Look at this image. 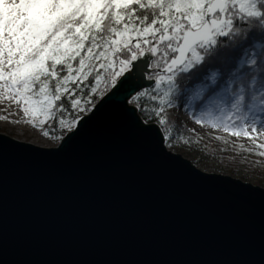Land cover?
Returning a JSON list of instances; mask_svg holds the SVG:
<instances>
[{
    "label": "snow or ice",
    "instance_id": "1",
    "mask_svg": "<svg viewBox=\"0 0 264 264\" xmlns=\"http://www.w3.org/2000/svg\"><path fill=\"white\" fill-rule=\"evenodd\" d=\"M113 103L169 147L200 143L179 107L264 159V0H0V121L65 142Z\"/></svg>",
    "mask_w": 264,
    "mask_h": 264
},
{
    "label": "water",
    "instance_id": "2",
    "mask_svg": "<svg viewBox=\"0 0 264 264\" xmlns=\"http://www.w3.org/2000/svg\"><path fill=\"white\" fill-rule=\"evenodd\" d=\"M142 120L105 105L54 147L0 132V264H264V187Z\"/></svg>",
    "mask_w": 264,
    "mask_h": 264
},
{
    "label": "rangeland",
    "instance_id": "3",
    "mask_svg": "<svg viewBox=\"0 0 264 264\" xmlns=\"http://www.w3.org/2000/svg\"><path fill=\"white\" fill-rule=\"evenodd\" d=\"M5 107V105H0V108ZM10 111L15 112V107L9 109ZM178 116L180 117L181 121L188 127L194 128L195 131L193 132L199 138H203L206 140L205 146L209 144H216L218 145L219 140L215 139L217 135H225L228 139V143L220 144L219 147L221 151L227 153L228 155L234 156L237 159L245 158L247 159L248 163L244 165H234V164H227L221 160V158L217 156H212L206 152H203L199 145H184L180 142H173V145L169 147L166 143V147L174 153H180L183 157L189 159L194 165H196L201 170H204L209 173H221L230 175L235 178H239L245 182H251L254 185H259L264 187V159L258 157L255 154H248V153H237L239 151L236 150V145L240 143H244L248 146V141L246 138H237L228 136L226 133H222L219 130L210 129L208 127H202L200 125H195L194 122L190 121V117H185L184 112L186 111L183 108H176L173 109ZM261 121H264V113H259ZM0 132L9 135L18 140H22L25 142H31L40 146L45 147H54L57 146L61 142L52 141L49 138H45L36 130L32 129L29 126L21 124H12L10 122L0 121ZM235 141V144H233ZM231 144L233 146H231ZM224 145V146H223ZM226 146V147H225ZM236 160H233V162ZM256 161H260V163H255ZM258 165L256 168L255 166ZM256 177V178H255Z\"/></svg>",
    "mask_w": 264,
    "mask_h": 264
},
{
    "label": "trees",
    "instance_id": "4",
    "mask_svg": "<svg viewBox=\"0 0 264 264\" xmlns=\"http://www.w3.org/2000/svg\"><path fill=\"white\" fill-rule=\"evenodd\" d=\"M169 114L170 116L172 117V123L173 125H176L177 122H178V127H179V131L176 133L177 135L179 134H184V135H191L193 136L194 138H199L197 135H195L193 132L192 133H188L186 131V129H189L180 119V117L178 116V114L173 110V109H170L169 110ZM141 118L144 119V116L142 114H140ZM200 139V143L197 144L199 145V148L203 151V152H206L212 156H217L219 158H221V160H223V162L227 163V164H234V165H244V164H247L248 161L247 159L244 160L245 158H241V159H237L235 158L234 156H231V155H228L227 153H225L224 151L222 152L221 151V148L219 147V145L221 144H224L223 142H218V145L217 143L214 144H208V146H205L206 144V140H203V138H199ZM220 145V146H221ZM224 146V145H223ZM231 146H233L231 144ZM226 147V146H225ZM237 153H241V155L244 153V152H237ZM233 160H236L233 162ZM258 165H256L255 167H257ZM256 178V177H255Z\"/></svg>",
    "mask_w": 264,
    "mask_h": 264
}]
</instances>
